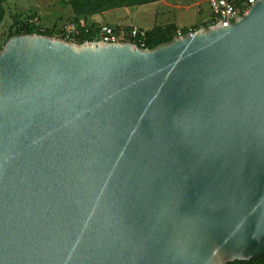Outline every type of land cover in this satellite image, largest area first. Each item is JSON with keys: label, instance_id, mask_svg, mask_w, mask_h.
Returning a JSON list of instances; mask_svg holds the SVG:
<instances>
[{"label": "water", "instance_id": "95a60500", "mask_svg": "<svg viewBox=\"0 0 264 264\" xmlns=\"http://www.w3.org/2000/svg\"><path fill=\"white\" fill-rule=\"evenodd\" d=\"M264 255V0L142 48L0 49V264Z\"/></svg>", "mask_w": 264, "mask_h": 264}, {"label": "trees", "instance_id": "16d2710c", "mask_svg": "<svg viewBox=\"0 0 264 264\" xmlns=\"http://www.w3.org/2000/svg\"><path fill=\"white\" fill-rule=\"evenodd\" d=\"M64 7H70L69 11L70 16L67 19V22H77L78 32L73 37V41L77 43H85V41H93L95 39V32L98 27L103 25L98 19L97 16L107 10L121 8V7H139L144 4L157 2L160 0H59ZM5 0H0V26L4 23L7 11L4 6ZM36 13L33 15L16 14L13 16V23L8 29L6 38L0 35V49L4 44L13 36L23 35V34H33L39 33L48 36H55L62 32L63 25L60 26L56 23L52 27H45L43 25L35 22L34 19ZM64 19V18H62ZM81 20H84V25L81 24ZM66 24V23H65ZM121 29V25L118 23L112 25ZM127 31L133 29L135 26L124 25ZM208 27V26H207ZM139 34L135 37L128 35L124 41H130L136 43L138 46L144 48L153 49L160 44L171 42L178 34V31H181L182 34H187L190 29H198L199 27H183L179 28L175 23H168L163 25H155L149 29L139 28ZM228 264H264V255H261L257 259L252 261H239L230 262Z\"/></svg>", "mask_w": 264, "mask_h": 264}, {"label": "rangeland", "instance_id": "374dc122", "mask_svg": "<svg viewBox=\"0 0 264 264\" xmlns=\"http://www.w3.org/2000/svg\"><path fill=\"white\" fill-rule=\"evenodd\" d=\"M184 1H182L183 3L180 4L182 8L171 10L167 12L166 16L173 20L177 19V23L179 24L198 23L200 18L202 19L200 23H203L204 20L206 21L210 17L211 9L209 8V5L207 3L201 5V14L198 15L197 9L199 7L185 9ZM193 1L198 2L200 0ZM187 2H190V0H187ZM4 6L7 11V16L4 23L0 26V35H2V37L4 38H6L8 29L13 23V16L16 14H22L23 16H27L36 13V17L34 19L35 22H38V24L40 23L45 27H52L56 23H58L60 26L65 25V23H68L67 19L70 16L69 11H71V8L69 6L64 7L59 0H5ZM144 9H149V11H146L149 12V15L146 18H142L139 16L135 19V22L148 26L146 22H154V15L153 13H151L153 11V8H151L150 6H146L144 7ZM120 25L121 31L127 33L128 31L124 28L126 27L124 25L129 24L125 23Z\"/></svg>", "mask_w": 264, "mask_h": 264}, {"label": "built area", "instance_id": "2783aa9c", "mask_svg": "<svg viewBox=\"0 0 264 264\" xmlns=\"http://www.w3.org/2000/svg\"><path fill=\"white\" fill-rule=\"evenodd\" d=\"M210 4L212 15L208 26H215L221 24L222 26H228L233 22L239 20L245 13L248 12L252 4L257 0H207ZM84 25V20L80 21ZM196 29H190L189 32ZM78 32L77 22H69L63 25L60 37L69 41H73V37ZM139 29L134 27L128 30L127 33L121 31L115 26L110 24H103L97 28L95 32V39L93 41H106V42H123L128 35L135 37L139 34ZM181 31H178L177 36H182ZM176 36V37H177ZM55 37H59L58 34ZM85 41V42H93ZM75 42V41H74ZM144 48V44H142Z\"/></svg>", "mask_w": 264, "mask_h": 264}, {"label": "crops", "instance_id": "0c3cea01", "mask_svg": "<svg viewBox=\"0 0 264 264\" xmlns=\"http://www.w3.org/2000/svg\"><path fill=\"white\" fill-rule=\"evenodd\" d=\"M182 1L184 0H160L157 2L144 4L139 7L115 8V9L107 10L99 14L97 16V19L103 24L116 25L118 23L119 24L128 23L129 25L143 28V29H149L155 25H163V24H168V23H175L177 24L179 28H183V27H189V28L199 27L200 28V27H207L209 25L212 11H211L210 17L206 21L204 20L203 23H200L202 21L201 18L198 21V23H190V24L188 23L179 24L177 23V19L173 20L171 18H168L166 16L167 12L182 8V6L180 5L183 3ZM184 2H185L184 4L185 9L199 7L197 9L198 15L201 14L200 10L202 8L200 7L204 3H207L209 5V8L211 9L210 4L207 0H200L198 2H194L193 0L192 1L190 0V2H187V0H185ZM146 6H150L151 8H153V11L151 13H153L154 15V22H150V23L146 22L148 26L135 22L136 21L135 19L137 17L140 16L142 18H146L149 15V12H146V11H149V9H146V10L144 9V7Z\"/></svg>", "mask_w": 264, "mask_h": 264}]
</instances>
